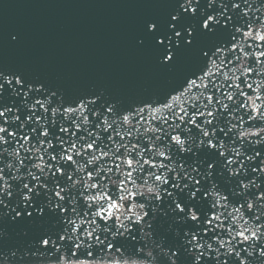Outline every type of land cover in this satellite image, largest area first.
Listing matches in <instances>:
<instances>
[{
	"label": "snow or ice",
	"instance_id": "1",
	"mask_svg": "<svg viewBox=\"0 0 264 264\" xmlns=\"http://www.w3.org/2000/svg\"><path fill=\"white\" fill-rule=\"evenodd\" d=\"M137 44L170 79L130 101L0 70V264H264V0Z\"/></svg>",
	"mask_w": 264,
	"mask_h": 264
},
{
	"label": "water",
	"instance_id": "2",
	"mask_svg": "<svg viewBox=\"0 0 264 264\" xmlns=\"http://www.w3.org/2000/svg\"><path fill=\"white\" fill-rule=\"evenodd\" d=\"M175 2L0 0V70L24 72L69 95L103 89L123 101L140 99L170 79L152 50L137 44L142 23Z\"/></svg>",
	"mask_w": 264,
	"mask_h": 264
}]
</instances>
